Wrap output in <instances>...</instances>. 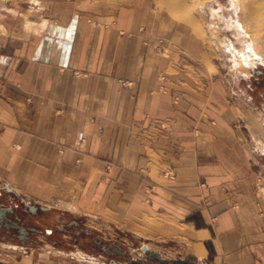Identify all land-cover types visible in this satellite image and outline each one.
Returning a JSON list of instances; mask_svg holds the SVG:
<instances>
[{"label": "crops", "instance_id": "crops-1", "mask_svg": "<svg viewBox=\"0 0 264 264\" xmlns=\"http://www.w3.org/2000/svg\"><path fill=\"white\" fill-rule=\"evenodd\" d=\"M157 21L58 0L38 33L0 43V181L41 201L77 195L82 210L119 221L167 217V239L185 240L197 264H264L263 159L219 87L159 59ZM82 236L0 264H82L69 253L94 252ZM111 258L102 263L127 264Z\"/></svg>", "mask_w": 264, "mask_h": 264}, {"label": "rangeland", "instance_id": "rangeland-1", "mask_svg": "<svg viewBox=\"0 0 264 264\" xmlns=\"http://www.w3.org/2000/svg\"><path fill=\"white\" fill-rule=\"evenodd\" d=\"M36 1L0 0V43L6 39H26L47 25V20L53 16L54 4L58 0ZM63 1L71 3L75 0ZM94 3H106L116 12L135 7L142 12L157 16L158 21L155 24L158 28L159 59H169L175 66L180 63L181 67L185 68L186 75L204 89L205 85H215L220 88L218 90L222 103L226 107H231L234 124L240 130L248 132L253 156L263 159L256 168L260 170L258 193L264 199V155H262L264 153L261 152V147L264 145V66L255 59L254 62L249 63L250 75L235 70V57L244 60L252 56L247 49L252 37L242 27V24L244 26L248 24L249 19L246 16L242 19L240 16L241 6L238 1L236 3V0H216L200 8L198 10L200 16L197 17L202 18L200 20L203 21L204 30L200 35L187 29L184 23H176L170 16L168 4L162 0H94ZM214 11H217L218 19L212 18ZM28 22L33 25L30 32L27 31ZM212 22L216 24L217 32L210 29ZM259 45L264 53V43L261 42ZM232 47L236 50L235 56L230 50ZM175 70L177 72V69ZM176 72L168 71L170 74ZM162 78H165L164 81ZM158 80V91L166 92L164 83L167 81V75L160 74ZM6 186L11 192L6 190ZM41 199L26 197L23 191L13 189L5 181H0V207L12 208L14 213L8 218L30 233L29 241H21L16 230L0 228V260H4L7 253H14L16 263L29 259L41 249L54 251V243L62 241L64 235L72 238V242H75L72 246L75 247L78 240L84 239L82 235H88L91 239L89 248L94 252L86 253L92 256L91 259L77 257L74 254L77 249L72 248L69 251L71 257L82 264H103V255L127 263L128 257L133 258L132 256L139 253L142 256L144 246L150 247L152 252L164 257L166 262L181 257L192 262L189 251L182 250L180 243L178 245V240L187 243L185 240L176 238L177 240L173 242L167 239V226L173 224L167 217L158 219L156 216L154 218L145 216L144 220L142 218L137 221H119L109 213L102 216L101 213L95 215L82 210L85 206L83 207L79 202L77 195L66 199L62 197L58 202L53 195L44 198V201ZM66 205L75 208H67ZM27 206L36 207L38 210L32 213ZM41 208L46 210L42 211ZM146 211L150 212V208H146ZM44 224H52V227L46 228ZM78 232L82 235L78 236ZM158 233H161V238H157ZM157 241L160 243H156ZM102 242L104 243L101 244ZM117 248L121 252L118 253Z\"/></svg>", "mask_w": 264, "mask_h": 264}, {"label": "bare ground", "instance_id": "bare-ground-1", "mask_svg": "<svg viewBox=\"0 0 264 264\" xmlns=\"http://www.w3.org/2000/svg\"><path fill=\"white\" fill-rule=\"evenodd\" d=\"M163 1L168 4L167 7L169 9L170 16L172 17V19L174 18V21L176 23H184L185 25H187V29L192 30V32L196 33L197 35L198 34L200 35L204 32V30H203V21H201L202 18L197 17L200 16L198 14V10L216 0H191V1L162 0V2ZM237 1L238 4L241 6L240 16H242V19L244 16H246V18L249 19V22H247L248 24L246 26L242 24V27L243 29H245L246 33L250 34L252 37V41L247 44V49L250 52V54H252V56L244 60H240L235 57L234 67L235 70H238L241 74L248 76L250 75V71H249L250 62L252 61L254 62V60L257 59L264 66V53L260 49V45H259V43L261 42L264 43V0H236V3ZM234 6H236V4H234ZM212 18L218 19L217 11L213 12ZM211 24L212 25H210L211 26L210 29H213L217 32L216 24H214L213 22ZM32 26L33 25L31 24V22H28L27 31L30 32ZM2 30H4L3 27ZM230 50L235 56L236 50L234 49V47L230 48ZM245 56L246 55L244 54V57ZM261 152L264 153V145H262L261 147ZM66 207L73 209L75 208L72 205H66ZM75 255L85 259L90 257V255H88L86 252L82 250L76 251Z\"/></svg>", "mask_w": 264, "mask_h": 264}, {"label": "water", "instance_id": "water-1", "mask_svg": "<svg viewBox=\"0 0 264 264\" xmlns=\"http://www.w3.org/2000/svg\"><path fill=\"white\" fill-rule=\"evenodd\" d=\"M6 190L8 192H11V190L8 189V186H6ZM28 208L32 213H36L38 210L36 207H32V206H29ZM41 210L45 211L46 209L41 208ZM12 213H13L12 208L0 207V228L16 230L20 235L19 240L25 241L26 237L29 234V231L24 227L20 226L18 223L8 218V215H11ZM142 250L144 251V254L141 256V259L138 260L128 257L126 258L127 264H197L196 262H190L189 260H185L181 258L173 260L171 262H166V260H164L159 254L152 252L148 248L143 247ZM117 252L118 253L121 252L120 249L117 248Z\"/></svg>", "mask_w": 264, "mask_h": 264}, {"label": "flooded vegetation", "instance_id": "flooded-vegetation-1", "mask_svg": "<svg viewBox=\"0 0 264 264\" xmlns=\"http://www.w3.org/2000/svg\"><path fill=\"white\" fill-rule=\"evenodd\" d=\"M4 208H5V207H4ZM13 213H14V212H13ZM13 213H12V214H13ZM12 214H11V215H12ZM9 216H10V215H8V217H9ZM12 221H13V220H12ZM29 237H30V233H29L28 236L26 237V240H27V241H29V239H30ZM145 247L148 248L147 246H145ZM148 249L151 250L150 248H148ZM151 251H152V250H151Z\"/></svg>", "mask_w": 264, "mask_h": 264}, {"label": "built area", "instance_id": "built-area-1", "mask_svg": "<svg viewBox=\"0 0 264 264\" xmlns=\"http://www.w3.org/2000/svg\"><path fill=\"white\" fill-rule=\"evenodd\" d=\"M165 78H162V81H164ZM163 90V88H161Z\"/></svg>", "mask_w": 264, "mask_h": 264}]
</instances>
